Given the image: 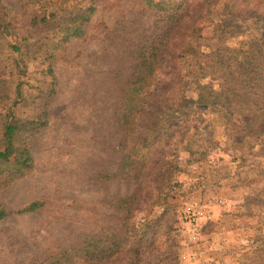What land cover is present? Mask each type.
Returning <instances> with one entry per match:
<instances>
[{"label": "rangeland", "instance_id": "rangeland-1", "mask_svg": "<svg viewBox=\"0 0 264 264\" xmlns=\"http://www.w3.org/2000/svg\"><path fill=\"white\" fill-rule=\"evenodd\" d=\"M79 1L52 5L63 14ZM193 1L169 39V64L149 89L152 102L161 101L163 134L145 146L135 137L143 122L117 117L136 71L135 46L165 23L142 0H96L87 33L58 46L57 22L35 25L21 0H1L13 25L0 28V140L10 114L41 124L30 141L31 170L0 186L9 211L0 221V264H40L103 233L124 241L105 264H264V116L223 109L220 73L210 63L257 42L263 22L242 0H235L241 13L220 16L210 1ZM209 15L225 22L223 35ZM196 30L218 46L190 51L207 67L192 73L197 66H188L181 48ZM123 145L157 148L123 173ZM123 198L134 200L127 222ZM33 202L40 204L20 212Z\"/></svg>", "mask_w": 264, "mask_h": 264}, {"label": "trees", "instance_id": "trees-1", "mask_svg": "<svg viewBox=\"0 0 264 264\" xmlns=\"http://www.w3.org/2000/svg\"><path fill=\"white\" fill-rule=\"evenodd\" d=\"M81 1L83 0L74 4L70 7L69 11L63 14L52 5L53 0H21V6L23 9L30 10L33 14L32 20L35 25L54 26L55 22H57L56 27H59V29L52 40L55 45L60 46L71 41L73 38L82 37L87 33L88 23L96 10V0H86V4L80 3ZM142 1L145 10H152L156 18L165 23L166 29L158 34L144 35L143 40L141 39L135 46L133 53L136 60V71L134 72L133 80L129 84L130 89L125 94V101L121 106L124 110L117 117V120L119 123L129 124V126L134 125L136 118L139 119L137 122L142 121L141 129L135 137L144 142L145 146H152L155 140L159 138V135L163 134V127L161 125L162 119L159 115L161 101L153 103L151 98L155 95V92L151 93L149 89L151 88V84L165 72L169 64V39L175 30L181 27L184 18L188 16V12L191 10L192 4L189 3L190 0ZM208 1H210V6L213 5V11L215 12L211 14L217 16L221 14L241 13L243 10L241 9L242 7L238 9L241 5L237 7L238 5L235 0ZM196 2L197 0L193 1V3ZM242 3L251 4L252 8L259 13L264 27V0H242ZM7 13L8 8L0 0V28L3 30V33H6L5 29L13 25L9 17L7 18ZM210 18L211 21L216 22L215 19L212 20V15ZM221 21L215 24L218 31H220L219 27L225 23L223 20ZM220 33L223 35L225 32L220 31ZM203 36L204 33H198L197 30L192 32L189 35V41L184 43L181 48V51L185 50L182 53L183 58L185 56L191 57L188 60V66L191 69L193 66H197L196 69L192 70V73H195L199 69H206L207 67L201 63H197L196 55H190V51L206 43L205 46L210 48L207 54H211L218 46V44L211 43L210 37L202 38ZM212 40L214 41L215 37ZM14 48L15 50L20 49L19 47ZM235 54L236 57H232L231 54L229 55V58L232 59H222L226 57L222 55L221 59L218 57L215 61H210L213 64L211 69L214 72H219L221 77L220 81H217L218 90L215 91L220 106L227 111L233 108L238 109L245 116L255 114L256 112L264 116V33L257 42L250 44L247 48L235 51ZM216 64L219 65V68L214 67ZM47 72L55 78L51 66ZM51 83V86L47 89L48 95H50V90L54 91L52 86H54L55 80L53 79ZM130 91L133 94L132 96L129 94ZM134 110H137L136 117ZM144 110L149 111L145 120L144 117L141 119L139 117ZM40 124L41 121L25 120L17 117L14 113L10 114L5 120L3 135L0 140V186L9 184L31 170L33 161L30 141ZM135 137L131 140H134L138 145ZM156 148H149L147 151L139 150L137 152L133 147L123 145L121 147L123 153L121 171L125 173L126 168L133 167L136 163L146 164L145 161L151 158ZM157 153L160 155V152L157 151ZM133 202L134 200L131 202L127 198L119 201V204L124 206L125 210H127V215H129L125 218L126 222L130 219ZM39 204V202H33L21 209L20 212L35 209ZM8 214L9 211L0 203V221ZM127 228H130L128 223ZM105 234L87 236L81 246L64 248L52 252L47 255L45 262L40 264H86L89 262L93 264H105L107 260L116 254L118 255L124 248V241L118 240L115 234H110L109 238L104 237ZM106 242L108 244L104 245ZM262 243L261 245L264 246V237ZM132 251H134L133 255L136 257L141 255L138 248L136 251L135 249ZM255 260H257L256 257Z\"/></svg>", "mask_w": 264, "mask_h": 264}]
</instances>
